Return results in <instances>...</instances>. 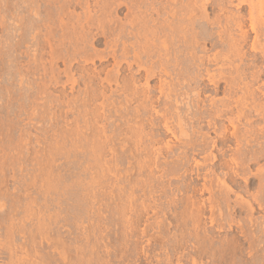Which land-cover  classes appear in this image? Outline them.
<instances>
[{"label":"rangeland","instance_id":"rangeland-1","mask_svg":"<svg viewBox=\"0 0 264 264\" xmlns=\"http://www.w3.org/2000/svg\"><path fill=\"white\" fill-rule=\"evenodd\" d=\"M6 1L1 2L4 5ZM22 1H15V5H22ZM88 1L91 9L103 2ZM41 2L43 0L39 3L43 8ZM48 3L44 4L47 7L44 10H49ZM0 5L2 9V3ZM50 6L54 9V4ZM231 6L229 10L236 11V6ZM16 7L20 12L17 14L24 16V29L17 31L15 23L10 24L6 18L2 23L9 24L5 25L9 29L0 25V264H264V243L257 244L255 233L248 230L251 240L247 239L236 226L229 227V220L220 218L217 209L214 221H211L208 199H215L218 178H212L215 187L212 194H202L199 191L205 182L202 177L191 171L169 170L177 160L170 157L165 146L169 143L177 148L180 143L164 127L167 115L164 111L172 110V103L167 107L164 105L167 101L164 103L166 99L158 90L160 76L145 82L142 73H125L119 75L121 79L116 75L118 86L105 82L106 75H99V79L89 85L83 83L86 75H74L73 79L68 75H42L41 68L39 73L21 75V69L27 70V64L34 67V55L36 64L42 63L46 67L50 56L49 49L42 54L39 50L42 46L30 38L33 22L38 24L35 16L26 15L32 8L24 4L23 8ZM84 8L75 5L70 12L82 16ZM210 10L207 12L213 13ZM120 11L118 14L121 15L117 17L120 16L121 22L125 20L126 11L123 8ZM42 14L39 22L45 16ZM45 28L40 29L42 32L37 31L41 38L46 35ZM215 28L209 29L216 33ZM61 61H57L59 69H63ZM132 78L137 80L136 84L135 81H132L133 85L129 84ZM74 80L78 82L73 84ZM121 80L122 84H129V93L120 92L124 86ZM224 85L223 82L221 91ZM257 85L252 88L256 89ZM85 92H94L98 98L103 96L88 109L90 113L96 108L99 115L96 120L104 130H99L100 152H94L97 146L93 148L91 140H84L94 135L88 126L92 123L89 121L91 115L82 119L79 114L83 111L82 103L78 104L79 109L72 104L74 99L84 97ZM143 92L152 97L151 101ZM240 92L237 94L242 97L243 91ZM130 93L134 99L127 103L128 108L124 103L129 100L126 95ZM222 93L213 97L222 98ZM127 98L131 97L128 95ZM140 105H144V110L138 109V113L146 112L144 116L140 114L144 122L140 118L143 125H139L141 130L144 127V135L153 134L159 136V143L162 141L153 149L151 147L150 154L142 148L137 150L131 139V130L139 127L133 119V114L136 115L133 110ZM119 108L122 112L126 108L124 112L129 114L130 120L126 119L127 115L122 116L123 113L120 117ZM245 123L243 120L237 125L242 130ZM252 123H256L255 127L264 124L262 117H255ZM219 124L227 126L229 123L223 119ZM203 126L206 133V124ZM208 132L210 138L216 137L213 130L208 129ZM230 142L232 149L227 150L228 157L234 150L233 140ZM160 148L159 152L157 149ZM203 156L195 155L194 158L189 154V168L195 166L194 159L202 162L206 155ZM155 163L164 166L163 169L156 168ZM259 167H264V158L250 169L256 173ZM235 182L242 189L245 187L240 177ZM242 189L233 187L230 193L232 205L237 195L240 200L252 203V196ZM202 201L207 205L201 206L202 212H197L194 202L201 204ZM144 205L149 206V214L142 208ZM253 206V218L263 220L264 209L257 203ZM120 209L124 212L122 221ZM231 212L232 220L246 218L245 211Z\"/></svg>","mask_w":264,"mask_h":264},{"label":"bare ground","instance_id":"bare-ground-1","mask_svg":"<svg viewBox=\"0 0 264 264\" xmlns=\"http://www.w3.org/2000/svg\"><path fill=\"white\" fill-rule=\"evenodd\" d=\"M15 1L17 0H7L4 5L1 2L3 12L1 13L0 8V25L6 18L9 19L10 24L15 23L17 31L23 30L26 25L22 21L24 16L17 14L16 6L21 7L24 4L32 8L28 11L29 9L25 7L29 13L22 10L31 18L35 16L38 24L41 23L43 26L32 21L30 38L34 43L38 42V45L42 46L39 49L42 54L49 49L50 56L49 66L46 67L40 62V58L41 64H36L37 58L34 55V63L32 62L34 67L29 62L27 70L21 69V75L31 72L39 73L40 68L42 75H68L72 77L71 79L74 75H86L83 78L85 85L93 84L96 79H99V75H106L103 80L108 84L112 82L118 84L119 75H125V73L128 75L142 73L145 76V82L155 76H160L161 79L165 76V79H160L159 86L156 84L161 96L166 99L164 103L167 101L163 104L167 107L169 103H172V110L169 108L171 111L168 110L166 113V110L164 111V114H167L164 118V127L180 143L177 148L171 147L169 143L165 146L170 157L177 160L174 163L177 167L173 164L172 167L169 166V170H180L184 173L191 171L198 177H202L205 181L199 190L202 194L205 192L212 194L215 189L212 178H218L219 185H216L218 192L215 199L214 201L212 198L208 199L211 221H214L213 217L217 209L220 218L226 217L229 220V227L236 226L250 240L248 233L252 231L256 238L251 236L258 242L257 244L264 243V219L253 218L255 203L259 208L264 209V167H259L256 173L250 169L252 165L264 158V124H257L258 126L255 127L256 123H252L255 117H262L264 123V102L261 101V99L264 100V0H103L100 5H96L98 7L96 10L95 5L93 9L89 8L88 0H73V2L47 0L50 3H48L49 10H44L47 8L44 7L46 0L41 2L43 8L39 4L40 0H24L22 5L18 3L15 5ZM51 4H54V9L50 6ZM55 5H57L56 8ZM75 5L85 7V13L82 16L81 14L75 16L73 11L70 12V8ZM231 5H235L238 10L230 11ZM122 8L126 11L125 22H120L121 18L118 20L120 16L117 17L121 15L118 13ZM208 9H211L214 14L208 13ZM31 11L34 15H30L33 14ZM41 11H44L43 14ZM41 14L45 16L39 22L38 18ZM3 24L1 26L9 29L5 26L9 24ZM44 26L47 27L44 30L46 35L41 38L37 31ZM209 26L216 27V33H213L215 31L212 32L213 29ZM36 44L32 46L37 47ZM40 57L43 58V55ZM58 60L63 62L62 70L58 67ZM109 61L111 62L108 63ZM86 64L91 65L86 66ZM133 78L131 82H126L131 84L135 81L136 84L137 80ZM55 79L58 80L57 77ZM77 82L74 80L73 84ZM223 82L225 87L222 88V93ZM120 83L122 84V80ZM123 83H125L124 80ZM129 84L120 85L123 87L121 91L120 87L117 89L119 88L120 92L129 93L130 88L127 86ZM255 84H258V87L253 89ZM240 91H243L242 97L237 94ZM132 93L128 94L131 98H127L128 95H126V99L129 100H124V106L133 101ZM219 93L223 94L222 98L213 97ZM144 96L151 101L152 97H148L147 94ZM100 98L94 92H85L84 97L80 100L74 99L72 103L77 106L80 102L82 103L80 106L83 111L79 113L82 119L88 115L92 117L89 118L92 123L88 126L94 135L91 138L85 137L84 140H91L93 148L97 146L94 152H100L102 149L99 130L102 132L104 130L100 129V123L96 120L99 118L96 108L93 109L94 111L91 109L90 113L88 109ZM138 109L144 110V105L133 110L136 112V115L133 114V119L137 126L143 125V116L146 115L143 111L142 114L140 113L143 115L141 117ZM122 110L119 111L120 117L122 113V116L127 115ZM125 117L128 119L129 114ZM140 118H143L142 122ZM223 119L228 121L227 126L219 124ZM170 120L172 121L169 122ZM243 120H246V123L241 130L237 122ZM171 123L174 124L171 125ZM202 124H206V133L203 131ZM141 127L135 129L131 127L134 147L151 153L159 143L160 139H157L159 136L150 134V137L147 136L148 133L144 135V127L142 130ZM208 129L213 130L216 134L215 138L209 137ZM231 140L234 142L232 143L234 150H230L232 153L228 157L227 150L232 147L229 146ZM157 150L161 151V148ZM148 153L147 156H149ZM189 154H192L194 158L195 155L206 156L202 162L193 158L195 166L191 169ZM154 165L160 170L164 167L158 163ZM140 168L142 169V166ZM216 172L221 174L215 175ZM237 177L244 180L243 189L236 184ZM233 187L250 194L252 203L240 200L237 195L232 205L230 193ZM251 191H255V194H251ZM194 204L197 212H202L201 206L206 207L205 201L201 204L194 202ZM142 208L146 214H149V206L144 205ZM230 210L245 211L246 218L232 220L234 218ZM119 217L120 221L124 218L122 209L119 210ZM262 248L264 252V246Z\"/></svg>","mask_w":264,"mask_h":264}]
</instances>
